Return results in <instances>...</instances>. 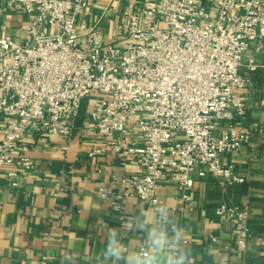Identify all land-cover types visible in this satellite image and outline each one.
Instances as JSON below:
<instances>
[{
  "label": "built area",
  "instance_id": "built-area-1",
  "mask_svg": "<svg viewBox=\"0 0 264 264\" xmlns=\"http://www.w3.org/2000/svg\"><path fill=\"white\" fill-rule=\"evenodd\" d=\"M3 1L22 5L28 18L21 42L2 36L0 20V167H11L10 186L35 167L25 139L71 136L84 99L81 132L96 137L89 156L109 149L123 165H139L98 180L97 196L114 210L123 212L131 197L150 208L161 204L158 188L170 178L190 201L197 169L227 183L245 181L222 154L251 136L237 120L248 109L242 69L264 67L248 54L253 46L264 50V0H134L114 30L122 44L103 42L98 26L80 34L77 18L88 0ZM216 216L232 224L244 250L249 210L223 201Z\"/></svg>",
  "mask_w": 264,
  "mask_h": 264
},
{
  "label": "crops",
  "instance_id": "crops-1",
  "mask_svg": "<svg viewBox=\"0 0 264 264\" xmlns=\"http://www.w3.org/2000/svg\"><path fill=\"white\" fill-rule=\"evenodd\" d=\"M133 2L88 0V7L77 18L80 34L98 26L103 42L122 44L124 40L114 30ZM0 20L2 36L18 42L25 39L28 18L22 5L9 7L0 0ZM248 54L264 61V50L256 51L253 46ZM242 73L248 79L241 91L248 109L237 125L250 129L251 136L238 151L223 153L222 159L233 164L245 181L231 184L210 169L204 176L197 169L192 172L195 184L190 201L182 197L172 178L158 188L161 204L166 203L189 229L186 243L196 253L194 264H264V67L252 71L244 67ZM82 126L77 124L71 136L29 135L25 143L35 167L17 186L8 184L11 167H0V264H45L42 255L47 256V264H63L69 251L79 253L81 264H87V257L103 247L102 223L121 228L127 218L139 214L141 205L150 208L147 201L131 197L125 201L124 211L118 212L110 201L97 196L98 180H109L113 173L134 172L139 165L134 160L123 165L109 149L89 156L96 137L83 135ZM224 129L222 126L217 132ZM64 145L70 149L63 150ZM98 165L103 166L102 173ZM223 201L249 210L251 235L244 250L236 245L232 224L218 222L216 207ZM121 238L131 250L143 234L124 228Z\"/></svg>",
  "mask_w": 264,
  "mask_h": 264
},
{
  "label": "clouds",
  "instance_id": "clouds-1",
  "mask_svg": "<svg viewBox=\"0 0 264 264\" xmlns=\"http://www.w3.org/2000/svg\"><path fill=\"white\" fill-rule=\"evenodd\" d=\"M124 228L143 234L135 249L122 241ZM188 231L166 203L147 209L141 205L139 214L127 218L121 228L101 224L103 247L87 257V264H194L196 253L186 243ZM81 259L79 253L69 251L63 264H81Z\"/></svg>",
  "mask_w": 264,
  "mask_h": 264
},
{
  "label": "trees",
  "instance_id": "trees-1",
  "mask_svg": "<svg viewBox=\"0 0 264 264\" xmlns=\"http://www.w3.org/2000/svg\"><path fill=\"white\" fill-rule=\"evenodd\" d=\"M86 108H87V102L86 103L83 102L81 105L80 111H79V115L77 117V124L83 123L85 113H86Z\"/></svg>",
  "mask_w": 264,
  "mask_h": 264
},
{
  "label": "rangeland",
  "instance_id": "rangeland-1",
  "mask_svg": "<svg viewBox=\"0 0 264 264\" xmlns=\"http://www.w3.org/2000/svg\"><path fill=\"white\" fill-rule=\"evenodd\" d=\"M83 102L86 103L87 102V99H84Z\"/></svg>",
  "mask_w": 264,
  "mask_h": 264
}]
</instances>
